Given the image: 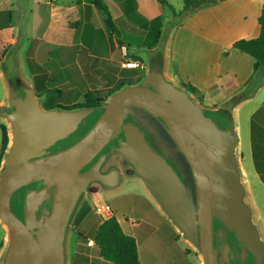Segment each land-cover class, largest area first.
<instances>
[{
  "label": "water",
  "instance_id": "95a60500",
  "mask_svg": "<svg viewBox=\"0 0 264 264\" xmlns=\"http://www.w3.org/2000/svg\"><path fill=\"white\" fill-rule=\"evenodd\" d=\"M164 66V58L153 61L150 75L115 92L103 109L46 110L19 71L14 80L8 76L10 105L0 107V116L12 125V144L0 172V220L10 234L5 264H67L69 227L90 183L99 179V163L82 170L121 130L129 114L155 134L145 114L156 118L186 158L191 184L168 163V149L163 146L160 154L136 126L126 125V141L116 148L183 237L199 247L203 264H239L246 259L264 264V240L244 201L232 114L221 119L197 105L165 76ZM99 111L93 126L81 134ZM75 137L72 145L53 150ZM14 198L22 206V218L12 209ZM216 223L222 236L217 246Z\"/></svg>",
  "mask_w": 264,
  "mask_h": 264
},
{
  "label": "crops",
  "instance_id": "0c3cea01",
  "mask_svg": "<svg viewBox=\"0 0 264 264\" xmlns=\"http://www.w3.org/2000/svg\"><path fill=\"white\" fill-rule=\"evenodd\" d=\"M2 1H6L7 8L3 11L0 6V15L4 13L8 23L4 24L0 16V63L3 64L6 57L8 59L9 49H14L16 61L13 66L19 65L22 76L27 74L34 79V87L44 99L49 98L55 84L68 90L83 84L85 90L102 83L104 66L113 68V61L122 56L101 13L89 0ZM104 1L109 10L114 12L116 9L126 22L120 35L139 43L142 36H134L128 27L140 28V21L131 20L141 15L140 2L145 0ZM149 1L157 14L159 10L165 15L160 3ZM263 10L264 0H227L200 8L172 29L164 47L165 76L170 81L198 89L206 105H224L244 92L250 94L236 104L235 112L248 120L244 145L245 148L247 145L251 164L247 156L245 161L250 177L262 183L264 66L256 70V60L235 49L233 44L241 39L259 37V18ZM167 20L171 22L170 18ZM178 31L186 32L184 39L190 40L183 45L184 54L183 42L177 50L170 44ZM230 33L236 36L227 39L226 35ZM50 54L57 61L55 84L48 75V67L52 64L48 60ZM29 59L35 62L34 72L28 65ZM9 101L10 88L4 83L0 106ZM123 188L85 194L73 219L74 237L71 241L69 236L67 239V264H111L101 257L95 237L99 226L114 214L125 233L137 241L141 264H195L187 252V240L180 238L179 228L167 220L158 203L154 204L155 199L147 187H141V194L128 193L129 189ZM252 205L254 220L264 227L261 209L256 203ZM103 207L107 211L102 210ZM91 231L93 235H90Z\"/></svg>",
  "mask_w": 264,
  "mask_h": 264
},
{
  "label": "rangeland",
  "instance_id": "374dc122",
  "mask_svg": "<svg viewBox=\"0 0 264 264\" xmlns=\"http://www.w3.org/2000/svg\"><path fill=\"white\" fill-rule=\"evenodd\" d=\"M46 1L51 2V3L57 2L55 0H46ZM167 1L174 8L176 13L181 14L183 12L186 0H167ZM6 4H7L6 1H2V0L0 1V6H1V9L3 11H5V8H7ZM105 4H106V2H105ZM140 6H141V10H139L140 11L139 15L140 14L141 15L131 20V21H140V25H141L140 28L128 27V29L133 32L132 34H134V36L141 35L142 39L139 40V43H135L134 41H132L128 38H125L123 35H120V32H118V34H119L118 36L110 34L112 39H113V43L118 45V49L122 53V56L117 58L115 61H113L112 67L114 69L113 68L108 69L106 66H104L106 69H105L104 73H102L104 75L102 83H98L97 85H93L92 88H90V89L88 88L85 90H84V88H86V87L83 84L80 85V88H75V90H68L69 88H65L63 85L55 84V82H57L55 80V78L58 75V73H56L57 66L55 64L57 61H56L54 55L50 54V56L48 57V60H50V62L52 61V64L48 67L49 68L48 72L50 73V74L48 73V75L51 77V79H54L52 81H54L55 85H53V87H52L53 90H51L49 93V98L44 99L40 95V91L36 90V87H34V79L28 77L27 74H23V76H22V74L19 71V65L15 66V67L13 66L14 62L16 61V58L13 57V55H14L13 50L14 49H9L10 54L8 55V59L6 57V61L3 64L0 63V99L2 98V95H3L4 83H5V85H7L9 77H11L14 80L15 71H19V74L21 75L23 82L27 86L33 88L38 97H41V106L46 110H47V108L54 109V110H60L62 107L84 104L86 94L89 92L102 91L104 93L103 96H108L109 93L118 89L122 83L126 84V83H129V81H131V80L135 81V80H138L141 78L145 79L148 75H150L152 62L158 61L159 59H162V58L165 59L164 47H165L167 40L170 37L172 29L175 26L179 25L184 19L186 20L189 15L186 17L183 14H181L180 16L177 17V16H175V14L172 12V10L168 6H163L165 15H163L161 13V11H159V10H158V14H157L156 10L154 9L155 6L153 7V4L149 0H145V1L140 2ZM109 11H110L115 23H116L118 31H121V28L124 27V24L126 23L124 21V18L120 16V14L118 13V11L116 9L114 11L115 13L111 10H109ZM145 12H146V14H145ZM194 14H195V12L190 14V16L194 15ZM0 16H1V21L4 22V24H7L8 23V17L4 13L1 14ZM102 17H103V15H102ZM168 18H170L171 22H169L167 20ZM103 21H104V17H103ZM104 25H105V23H104ZM176 35H177V37H175V39L171 38L170 44L174 47V50H177L179 48L180 44H182V42H183L181 47H182V52L184 54L185 50H184L183 45L186 46V44L190 40L184 39L186 37V32H184V31H180V32L178 31V32H176ZM235 36H236L235 33H230V34L226 35V38L232 39ZM180 54H182V53H180ZM4 55H5V53H4ZM15 55H16V53H15ZM136 62L140 64V68H133L132 66H129V64L136 63ZM165 66H164V70H165ZM1 73L3 74V76H1ZM164 74H165V71H164ZM46 78H47V75H46ZM172 82L174 84H176L178 87L185 90L191 96V98L193 99V101L197 105L205 108L208 111H211L212 115H214V116L216 115L219 118H221L222 114H225L227 112L232 114V117L234 119L235 132H236L235 154H236V158H237L238 166H239V170H240V181H241L242 186L245 189L244 201L253 210V218L254 219H255V217H254L255 214H254V207H253L252 203H254V204L256 203L259 206V208L261 209L262 219L264 222V185L262 182H259V180H255V178L252 179L250 177L248 167H247L246 161H245V158L247 156V158L249 159V162L251 164V159L249 158V155H248L247 145H246V148L244 145V140L247 138V133H248V120L246 118H244V116H242L238 112H235L236 111V109H235L236 105H233L232 100L225 103L224 105H206L203 102L202 96L199 92L189 91L190 85H186V84H183L181 82H178V83L174 82V81H172ZM8 85H9V83H8ZM126 87H128V85ZM109 98H107V100L104 101V103H102L99 107H101L103 109ZM74 103H76V104H74ZM9 105H10V102L8 104L2 105L0 107L9 106ZM246 109H248V107H246ZM99 112H100L99 113V116H100L101 111H99ZM138 112H140L141 114L143 113L142 110H138ZM217 113H221V114L218 115ZM97 114L98 113H96L95 115H97ZM145 116L148 118L150 117L149 120L152 123L156 121V123H157V126H155L156 128L159 129L162 127L161 125H159L156 118L149 116L148 114H145ZM224 119H226V118H224ZM0 121H2V123H4L7 126L8 135H9V139H10L8 150L5 154L4 160L2 162V166H1V170H2L5 158H6L7 154L9 153L10 147L12 144V125L4 117H1ZM157 134H158V139H160V141H163V143L166 146V148L168 149L170 155L176 161L177 166L180 169V176L182 177V180L186 184H191L192 183L191 171H190L189 165L186 161V158L184 157V154L182 153L180 148L177 146V144L175 142H173L171 139H169V137L162 138L160 136L161 134H159L158 132H157ZM64 142H66V141H64ZM1 143H2V130L0 128V149H1ZM127 174L129 176V183H128V186L125 185L123 187L127 188V190L129 189L128 193L141 194L142 193L141 187H146L145 184L142 182V180L138 176H135V175L132 176V174H133L132 171H130ZM125 188H123V189H125ZM84 197H85V195L82 197V200L80 202V205L78 206V209L80 208V206L84 200ZM154 202H155L154 204L158 205L156 200H154ZM159 208L162 210V208L160 206H159ZM78 209H77V211H78ZM77 211L75 212L74 217H76ZM165 216H166L167 220L172 223V220L166 214H165ZM74 217H73V219H74ZM73 219L71 221V224L69 227V232H68V236L70 237L69 238L70 241L74 237V232H73V228H72ZM255 222H256L255 226H256L261 238L264 240V227H261L260 224L256 220H255ZM224 230L225 229H223V231ZM92 232L93 231H91L90 235H93ZM179 233H180V238L183 239L184 238L183 234L180 231H179ZM9 238H10V234H9L8 228L0 220V264H5L4 263V257H5V253L7 251V248L9 246ZM187 244L189 246V250H187V252L190 255H192V257L194 258L195 264H203L202 254H201L199 247L197 245L193 244L192 242L188 241V240H187Z\"/></svg>",
  "mask_w": 264,
  "mask_h": 264
},
{
  "label": "trees",
  "instance_id": "16d2710c",
  "mask_svg": "<svg viewBox=\"0 0 264 264\" xmlns=\"http://www.w3.org/2000/svg\"><path fill=\"white\" fill-rule=\"evenodd\" d=\"M97 10L103 15L104 23L107 31L111 35L118 36V29L116 23L105 4L104 0H89ZM162 6H168L175 16H180L183 14L184 16H188L195 12L196 10L208 7L212 5H216L219 2L227 1V0H186L184 10L181 14L175 12L174 8L170 5L167 0H156ZM260 24V35L256 39H241L236 41L233 44V47L240 51L241 53L247 54L256 60L255 68L258 70L259 68L264 66V10L261 13L259 18ZM35 62L32 59L28 60V65L31 70L34 72L33 65ZM36 72V71H35ZM38 72V71H37ZM143 78L138 80H131L129 83H122L120 87L111 93L108 96H103L102 91H93L86 94L85 103L78 104L68 107H62L66 110H75L82 107H99L104 101L107 100L110 96H112L118 90L125 88L127 85L132 86L141 82ZM189 91L191 92H199L193 86L189 87ZM250 94L248 92H244L238 97L232 100L233 105H236L248 98ZM224 118H227V114H224ZM0 128L2 130V143L0 149V171L2 162L4 160V156L8 150L9 146V135L8 129L5 124L0 123ZM261 179L264 183V175H261ZM95 243L100 250L101 257L111 263V264H141L138 250V243L132 236L125 233L123 230L117 216L114 214L106 221H104L98 228L95 237Z\"/></svg>",
  "mask_w": 264,
  "mask_h": 264
},
{
  "label": "flooded vegetation",
  "instance_id": "af4514ba",
  "mask_svg": "<svg viewBox=\"0 0 264 264\" xmlns=\"http://www.w3.org/2000/svg\"><path fill=\"white\" fill-rule=\"evenodd\" d=\"M99 113L100 112H98L97 115H94L92 119L89 120V124L87 125V127L81 134L85 133L93 126V124L96 122L97 118L99 117ZM221 119H224V114H222ZM129 124L139 128L140 132L143 133V135L145 136V139L153 146V148L157 150L160 154L164 155L162 152V147L163 146L166 147V146L164 145L163 141H160V139H158V134H155L154 131L150 128V126H148L139 117L133 114H129L124 119L121 130L117 129L115 131L108 145L105 146L104 149L98 154V156L87 167H85L82 170V173L89 171L91 168L96 167V165L99 163L97 166L99 179L90 183L87 193H99V192L105 193L107 189H111L114 187H123L125 185L128 186L129 176L127 173H129L130 171H132L133 173L132 176L134 175L137 176L134 166L131 165L128 162V160L125 157H123L121 154H119L116 150V148L120 146L121 142L126 141L125 127L126 125H129ZM155 126H157V123L151 124V127H154V130L157 131L159 134H161L160 136L162 138L168 137V134L163 127L158 129ZM76 140L77 138L75 137L66 142H61L57 144L53 148V150L58 149L59 146L62 148H66L72 145L74 142H76ZM167 161L172 166V168L177 172V174L180 176V169L177 166V163L174 160V158L171 155H169V158L167 159ZM24 191L25 190H23V193ZM12 209L13 211L18 213L20 218L23 217L22 206L19 205L18 198H15L12 201ZM218 227L219 226L216 223L215 231H216V237L218 239L215 240V246H217L218 240L222 239V236H219L217 234ZM230 237L234 238V240H237L236 237H234L232 233L230 234ZM221 254H222V250H220L219 256H222ZM220 262H221V258H219V263ZM239 264H251V261L246 259L244 262L242 261Z\"/></svg>",
  "mask_w": 264,
  "mask_h": 264
},
{
  "label": "built area",
  "instance_id": "2783aa9c",
  "mask_svg": "<svg viewBox=\"0 0 264 264\" xmlns=\"http://www.w3.org/2000/svg\"><path fill=\"white\" fill-rule=\"evenodd\" d=\"M129 66H132L133 68H140V64L137 62L129 64ZM102 210L107 211V209L105 207H103Z\"/></svg>",
  "mask_w": 264,
  "mask_h": 264
},
{
  "label": "bare ground",
  "instance_id": "6f19581e",
  "mask_svg": "<svg viewBox=\"0 0 264 264\" xmlns=\"http://www.w3.org/2000/svg\"><path fill=\"white\" fill-rule=\"evenodd\" d=\"M256 223V222H255Z\"/></svg>",
  "mask_w": 264,
  "mask_h": 264
}]
</instances>
